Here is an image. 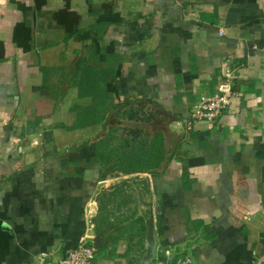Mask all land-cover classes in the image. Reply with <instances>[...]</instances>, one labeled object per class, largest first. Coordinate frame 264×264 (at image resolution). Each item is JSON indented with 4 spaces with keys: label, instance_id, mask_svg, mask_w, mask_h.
I'll use <instances>...</instances> for the list:
<instances>
[{
    "label": "crops",
    "instance_id": "0c3cea01",
    "mask_svg": "<svg viewBox=\"0 0 264 264\" xmlns=\"http://www.w3.org/2000/svg\"><path fill=\"white\" fill-rule=\"evenodd\" d=\"M263 47L264 0H0V264L53 263L83 242L89 264L164 249L249 264L264 249ZM227 69L229 109L192 119ZM80 87L107 95L104 117L69 128L91 103ZM138 103L162 112L164 159L107 171L112 129Z\"/></svg>",
    "mask_w": 264,
    "mask_h": 264
},
{
    "label": "trees",
    "instance_id": "16d2710c",
    "mask_svg": "<svg viewBox=\"0 0 264 264\" xmlns=\"http://www.w3.org/2000/svg\"><path fill=\"white\" fill-rule=\"evenodd\" d=\"M65 30L68 35L72 33L71 27ZM92 90H90V93L85 94L83 93V89L81 87L79 88L78 96L80 98L85 95L91 96V103L86 108L75 107L72 109V114H75V122L68 126L69 128L76 129L86 127L87 125H94L103 119V113L106 109V107L104 109L103 105L108 97L106 94L104 96L103 93H97ZM161 144L162 135L160 133L155 134L149 144L143 141H133L129 146L130 149H124V144L121 143L119 148L110 149L105 152L113 156H105L104 161L108 165L112 161V158H116V167H119L125 172L133 171L134 173H143L150 169H156L164 159V151L162 150ZM120 151H122L121 155L119 154ZM188 161L190 165H195L201 163L203 160L202 158H190Z\"/></svg>",
    "mask_w": 264,
    "mask_h": 264
},
{
    "label": "built area",
    "instance_id": "2783aa9c",
    "mask_svg": "<svg viewBox=\"0 0 264 264\" xmlns=\"http://www.w3.org/2000/svg\"><path fill=\"white\" fill-rule=\"evenodd\" d=\"M262 53L264 55V47L262 48ZM226 73V83L220 93L212 97L201 96L192 104L190 110L192 119L212 122L217 119L223 111L229 109L232 97L235 95L234 90L230 88L229 84L235 77V74L230 69H227ZM94 256L95 248L83 242L69 250L53 263L48 262L47 256L44 253L36 258L34 264H89ZM169 256V249H164L162 258H155L150 261L149 264H199L189 256H181L175 260H170ZM249 264H264V249L257 254H253Z\"/></svg>",
    "mask_w": 264,
    "mask_h": 264
},
{
    "label": "rangeland",
    "instance_id": "374dc122",
    "mask_svg": "<svg viewBox=\"0 0 264 264\" xmlns=\"http://www.w3.org/2000/svg\"><path fill=\"white\" fill-rule=\"evenodd\" d=\"M124 111V114L129 117L131 116V119L128 123H124L122 126H117L116 128L118 129H112V135H115L119 138L118 141L113 139V144L123 143L124 149H128L133 141H143L149 144L152 139L151 137L155 134H168L167 124L162 119V112L156 109L154 106L138 103L133 109H127ZM167 136L170 135L168 134ZM115 161L116 158H112V161H110L107 165V171H114V167H116ZM141 199H145V197Z\"/></svg>",
    "mask_w": 264,
    "mask_h": 264
}]
</instances>
